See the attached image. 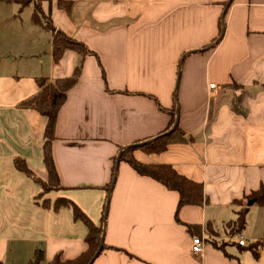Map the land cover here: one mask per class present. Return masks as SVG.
<instances>
[{"label": "crops", "instance_id": "obj_1", "mask_svg": "<svg viewBox=\"0 0 264 264\" xmlns=\"http://www.w3.org/2000/svg\"><path fill=\"white\" fill-rule=\"evenodd\" d=\"M38 4L55 30L94 54L84 56L58 110L50 144L58 187L44 191L38 180L48 181L47 119L20 104L40 91L38 78L70 76L80 56L66 50L54 63L52 35L34 22V2L0 0L7 10L0 16L1 264H34L36 257V264H48L57 254L71 260L87 248V227L70 208L55 209L58 198L74 202L96 226L103 223L104 248L91 264H264V206L246 203L236 235L227 224L240 208L234 200L264 186V0ZM220 20L221 36L208 46ZM230 83L243 87L246 114L230 108L231 96L243 91ZM174 105L192 139L133 156L170 164L202 184L206 201L178 210L176 191L116 161L126 146L166 129ZM16 157L31 177L15 167ZM193 236L204 240L200 255L191 252ZM256 241L254 255L246 247Z\"/></svg>", "mask_w": 264, "mask_h": 264}, {"label": "trees", "instance_id": "obj_2", "mask_svg": "<svg viewBox=\"0 0 264 264\" xmlns=\"http://www.w3.org/2000/svg\"><path fill=\"white\" fill-rule=\"evenodd\" d=\"M18 3L20 6H25L31 2L35 3V7L38 11H41L38 0H13ZM60 5L68 7V3L60 2ZM42 12V11H41ZM42 17L48 25L47 29L51 32L52 35V57L54 63H58L62 54L66 50H73L79 56L80 60L78 61L77 66L75 67L73 73L70 76L57 78L53 82H48L45 77H40L37 79V83L40 87V91L32 96L31 98L23 101L20 106L25 109H33L38 113L46 117L47 122L44 130V144H43V160L46 167L48 181L47 182H38L42 185L44 191L48 188L58 187V181L56 172L54 169V163L51 154V141L54 138L53 131L56 123L57 113L66 99V92L72 87L78 80L81 72L82 61L85 55L94 54L85 44L73 39L72 37L66 35L61 30H55L53 25L47 16L42 12ZM36 22V19H33ZM37 21L40 22V20ZM222 32V21L220 20V31L218 36L211 41V44H214L221 36ZM233 89L243 90V87L236 83H230L228 85ZM245 91L240 93H234L230 99V108L239 114H246L245 107L242 104ZM177 104V102L175 103ZM176 106L174 105L173 109L167 110L170 114V121L166 129L155 135L154 137L148 140L136 141L132 145L126 146L118 156L119 161L127 162L138 174L150 177L156 181L163 184L166 188L174 190L178 193V203L177 210L184 205H202L206 201V197L203 193L202 184L200 182L194 181L176 171V169L170 164L164 163H143L137 160L133 156V151L140 149L145 153H159L164 151L167 146L171 143L176 142H188L189 138H186L185 133L177 125L171 130L176 120ZM116 159V158H115ZM114 167L112 172V178L110 181L111 185L116 176V168ZM15 167L25 173L28 176H32L33 173L30 168L27 166L25 161L22 158H14ZM253 199L254 203L258 206H264V186H260L257 190L253 191L247 196H244L242 199L234 200V204L238 205L240 208L237 211V216L234 220L229 221L228 227L231 230L232 235H236L241 232L245 226V216L247 212L246 203L248 200ZM61 207H68L72 210L73 218L75 220L81 221L87 227V234L85 237V242L87 248L75 259L63 260L59 254L55 255L48 264H89L95 253L97 252L103 233V223L100 226H96L90 218L71 200L66 198H58L54 202V208L59 209ZM107 210V202L105 204L104 213ZM260 241L251 243L246 247L252 251L254 255H257L258 247ZM215 247H222L223 244H218L216 241H213ZM238 244V243H237ZM241 246V245H239ZM242 247V246H241ZM104 248V244H102ZM34 264L39 263V258L33 261ZM1 264V262H0Z\"/></svg>", "mask_w": 264, "mask_h": 264}, {"label": "built area", "instance_id": "obj_3", "mask_svg": "<svg viewBox=\"0 0 264 264\" xmlns=\"http://www.w3.org/2000/svg\"><path fill=\"white\" fill-rule=\"evenodd\" d=\"M210 88H215L214 84L210 85ZM237 243L238 245H245V240L243 239V237L241 235H238L237 237ZM203 247H204V240L202 237L199 236H193L192 240H191V252L194 255H200L203 251Z\"/></svg>", "mask_w": 264, "mask_h": 264}, {"label": "rangeland", "instance_id": "obj_4", "mask_svg": "<svg viewBox=\"0 0 264 264\" xmlns=\"http://www.w3.org/2000/svg\"><path fill=\"white\" fill-rule=\"evenodd\" d=\"M34 6H35V3H34ZM35 11H36V22H38L43 28H45V29H47V27H48V25L49 24H47L46 22H45V20L43 19V17H41V15H40V13H39V11L37 10V8L35 7ZM6 9L4 10V9H0V16H2L3 14L2 13H5L6 14ZM25 15V14H24ZM24 17V16H23ZM37 18H38V20H40V22L39 21H37ZM48 30V29H47ZM0 33H1V31H0ZM0 42H1V38H0ZM2 43V42H1Z\"/></svg>", "mask_w": 264, "mask_h": 264}, {"label": "water", "instance_id": "obj_5", "mask_svg": "<svg viewBox=\"0 0 264 264\" xmlns=\"http://www.w3.org/2000/svg\"><path fill=\"white\" fill-rule=\"evenodd\" d=\"M177 119H178V110H176V120H175V123H174L173 127L171 128V130L177 125ZM116 161H118V158H117ZM253 203H254L253 199H250V200L247 201V205H251ZM101 248H102V238H101L100 246H99L97 252L95 253V255L93 256V258L91 259V261L89 262V264H91L92 261L94 260V258L99 254Z\"/></svg>", "mask_w": 264, "mask_h": 264}]
</instances>
